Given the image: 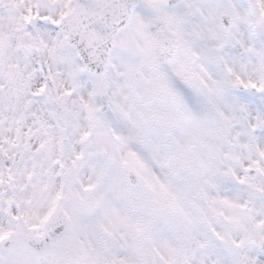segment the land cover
Returning <instances> with one entry per match:
<instances>
[{"label": "snow or ice", "instance_id": "obj_1", "mask_svg": "<svg viewBox=\"0 0 264 264\" xmlns=\"http://www.w3.org/2000/svg\"><path fill=\"white\" fill-rule=\"evenodd\" d=\"M101 110L163 178L124 159L61 215L65 135ZM0 264H264V0H0Z\"/></svg>", "mask_w": 264, "mask_h": 264}, {"label": "clouds", "instance_id": "obj_2", "mask_svg": "<svg viewBox=\"0 0 264 264\" xmlns=\"http://www.w3.org/2000/svg\"><path fill=\"white\" fill-rule=\"evenodd\" d=\"M191 63L194 70H199L198 63L195 60H192ZM162 72L168 75L173 74L171 67L167 65L162 69ZM207 82L211 85L210 80ZM188 99L191 100V94L188 95ZM96 102L103 103L100 98H97ZM219 104V96L201 97L197 101V110L206 115H216V108ZM172 106L181 112L185 108L191 110L190 105L182 98L174 99ZM95 116V124L86 118L71 124L69 132L65 135L63 141L62 152H60V145H56V150L61 154L64 172L66 173L65 179L57 182V188L60 183L65 185V197L58 205V213L61 215L66 212L71 213L78 197H83L93 203L99 200L101 205L106 203L111 197V191L110 187L105 184L104 178L111 177L116 171L124 173V159L139 161L136 168L140 176L138 177L136 172H131L127 177L133 185L144 186L145 180L154 181L157 176L163 178L161 170L154 166V162L141 150L134 138H130L126 144H122L116 139L117 135H128L127 131L120 132L115 129L108 122L102 110L95 113ZM82 131L90 132L89 138L83 142L79 138ZM105 150L112 151L115 159L108 160L104 155ZM76 151H83L84 157L78 162L79 166L73 168L71 161L74 159ZM129 153H135V157L129 156ZM140 165H143V167ZM141 177L144 179H141ZM88 185H92V187L86 191L85 189ZM103 211V208H101L102 214Z\"/></svg>", "mask_w": 264, "mask_h": 264}]
</instances>
